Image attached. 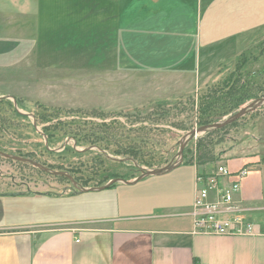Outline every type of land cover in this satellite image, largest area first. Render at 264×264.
Wrapping results in <instances>:
<instances>
[{
    "label": "rangeland",
    "instance_id": "374dc122",
    "mask_svg": "<svg viewBox=\"0 0 264 264\" xmlns=\"http://www.w3.org/2000/svg\"><path fill=\"white\" fill-rule=\"evenodd\" d=\"M158 6L166 9V23L176 25L178 19H182L188 30L186 42L178 44L173 39V44L161 45V55L188 54L189 61L185 66L188 75L190 71L195 73L196 70L204 74L207 69L215 73L213 83L203 90L175 94L173 88H166L165 92L158 93V99H153L157 92L156 82L163 78L142 77L137 67L127 60L125 38L129 22H136L137 17H141V8L147 11ZM0 7L3 9L1 16L4 21L0 24V34L5 36L4 42H0V96L10 95L17 100L18 105L20 102L22 114L29 116L32 124L36 121V129L43 135L40 137L36 134L27 119L18 122L17 117H11L9 120L10 111L6 107L5 131L0 132L3 134L2 147L9 153H14L19 147L24 152H35V145L39 146L42 142L46 145L45 127L63 122L57 126H61L64 131L81 133L82 129H85L83 132L107 130L110 140L104 141L108 144H102L103 147L126 150L136 146L147 157L162 162L160 166L149 168L163 167L177 159L179 141L188 132L203 125L209 102L215 101L214 114L222 112L226 78L223 74L227 69L229 73L234 72L246 61L242 70L245 74L242 79H245L248 72H257L264 65V33L257 42L237 46L232 39L211 46L204 43L200 45L199 42L200 36L206 37L207 30L212 29L213 35L217 37L223 30H232L235 26L251 22V19L258 21L259 11L264 10V0H0ZM155 63L147 62L150 68L156 66ZM165 65L179 67V63L174 61H168ZM259 85L264 89V79ZM140 88H144L147 94L149 91V98L152 99L144 107L129 108L125 102L126 94L138 92ZM41 105L58 108L61 113L42 115ZM256 111V118L247 117L250 124L252 121L249 119L254 118L256 126H249L238 133L232 131L231 135L235 139L242 138L246 132L257 137L264 134V106ZM35 114L47 119L38 121ZM207 133H200L191 140L184 156L188 151L196 159L200 143L207 140ZM67 140L78 152L92 150L93 153L73 157L71 152L65 158L50 157L45 153L40 154L36 146V156L48 164L66 162L70 166H92L95 163L93 155L100 151L108 158L127 162L126 165L111 163L117 168H100L106 169L109 175L116 172L133 174L134 171L128 166L135 165L134 162L139 164L124 153L115 156L98 145L78 144L74 136H68L52 147L53 150L62 152L68 145L64 146ZM136 140L137 144L134 143ZM47 142L50 146L48 138ZM249 142L251 139L242 143L235 152L260 151L258 144ZM229 144L230 141L218 146L216 151L227 149ZM235 152L228 151L223 157H236ZM208 164L217 166L219 161ZM193 165L185 162L179 168H194ZM64 169L67 171V168ZM68 169L75 170L85 179L93 178L91 183L100 180L93 171L98 168ZM48 174L0 155L1 193L24 192L28 187L46 190L50 186L58 189L66 184L72 186L71 182Z\"/></svg>",
    "mask_w": 264,
    "mask_h": 264
},
{
    "label": "crops",
    "instance_id": "0c3cea01",
    "mask_svg": "<svg viewBox=\"0 0 264 264\" xmlns=\"http://www.w3.org/2000/svg\"><path fill=\"white\" fill-rule=\"evenodd\" d=\"M141 9V17L127 26L126 58L142 77L163 78L156 82L153 99L166 88L175 94L192 93L213 83L215 73L210 69L188 75V54L161 55V45L188 39L182 19L173 25L165 22L168 15L162 6ZM259 14L258 21L247 17L251 22L223 30L217 37L207 30L206 37H199L200 45L231 39L236 46L257 42L264 33V10ZM1 40L5 36L0 34ZM149 61H156V66L150 68ZM168 61L179 67L166 66ZM228 74L229 69L223 76ZM125 97L129 108L144 107L152 99L144 88ZM263 135L249 142L258 144L260 151L236 153V148V157L219 161L233 171L249 168L237 200L254 223L252 236L194 233L195 177L198 170L210 173L216 165H180L134 184L117 182L99 191L74 193L65 187L58 193L0 192V264H264Z\"/></svg>",
    "mask_w": 264,
    "mask_h": 264
},
{
    "label": "trees",
    "instance_id": "16d2710c",
    "mask_svg": "<svg viewBox=\"0 0 264 264\" xmlns=\"http://www.w3.org/2000/svg\"><path fill=\"white\" fill-rule=\"evenodd\" d=\"M257 60H260V58H257ZM246 64V61L243 62V64H241L240 66H238V69L236 71H234L233 73L230 74V76L224 81V95L222 96V112L218 113V114H214V103L215 101H211L208 104V113H207V118L203 121V125L206 124H212L214 122H216L217 120L224 118L225 116L235 112L240 106L244 105L245 103L259 98V97H263L264 96V89L262 85H259L260 81L262 79H264V65L263 68L258 70L257 72H252V73H247V78L242 79V75H245L244 73H242L243 67ZM19 105L21 108L22 105L19 102ZM6 107H9V111H10V117H8V119L10 120L11 117H14V119L18 118V122H21L22 119H27L30 121V117L20 113L14 106V103L9 100V99H0V130L5 131L4 127H5V123H6V119H5V114L7 113L6 111ZM40 108L43 110L42 115L49 113V115L51 116L52 113L54 114H58L61 113L60 109H54V108H48L45 106H40ZM55 111V112H54ZM37 120H46V117H39L38 114H35ZM48 115V114H47ZM249 116H255L254 118H256V116H258V111H255L253 113H250L246 116H243L240 120L235 121L234 123L222 128V129H217L215 131H211L209 133H207V140L206 142H202L199 145V152L198 155L196 157V159L193 158V156L189 155L188 151L185 152V162L188 163H193L195 165H197L198 168H200L203 165H206L208 163H214V162H218L224 159V157H220L219 153L220 151H216V148L220 145L223 144H227L230 141V145H232L234 142L237 141V139H235L234 136L231 135L232 131L235 132H240V131H245L246 129L249 128V126L255 127V119L250 118L249 120H251V124L250 122H248L247 117ZM17 117V118H16ZM30 123L32 124V122L30 121ZM63 122H58L55 123L54 126H46L45 127V133L46 136L48 138L49 144L51 149H49L44 142L40 143L39 146L35 145V150L37 151V147H39L38 149L41 151L40 154H47L50 157H61V158H65L66 156L69 155V153H73V157H76L77 155H84V154H91L93 153L92 150L86 151L84 153H80L77 150H75L73 148L72 145H67L64 150L62 152L56 153L54 150H52V147L57 146L60 142H62L63 140H65V138H67L68 136H74L78 142V144H94V145H98L100 146L102 149H105L111 153H113L115 156H120L121 154H127L130 155V157H132L133 159H135L140 165L146 166V167H154V166H160L161 165V161H155L154 158H150L147 157L146 155L143 154V151L140 150V148H137L136 146L133 148H127L126 150H122V149H118V150H111L108 147H103L102 144L104 145L105 143L108 144V142H104V141H109L110 140V135L109 133H107V130L104 132H72V131H67V130H62L61 126H57L62 124ZM30 124V125H31ZM33 130L35 131L36 134H38L40 137L43 136L41 133H38L36 127L34 126V124H32ZM83 128V127H81ZM144 128V127H142ZM79 129V127H78ZM67 131V132H66ZM0 132V150H5L3 149V144L1 142L3 134ZM249 132H246L244 135H246ZM2 134V135H1ZM243 135V136H244ZM138 139V138H135ZM135 144L138 143V141H134ZM37 146V147H36ZM33 152V151H29V152H24L22 150L21 147H19L14 153L24 156V157H28V158H32V159H36L37 161L43 163L44 165H47L51 168H54L56 170H66L64 168H67V171H69L73 176L74 179L77 180V182H79L81 185L86 186V187H91V186H97V185H102L104 183H106L108 180L112 179V178H125V179H133L134 177L138 176L141 171L140 169L135 166V165H129L128 168H132V170L134 171L133 174H125L123 173H114L112 175H109V172L105 169H100V168H117L114 167L113 165H111V163L113 164H117V165H126L127 162H122V161H117L115 159L112 158H108L106 154H104L103 152H95V154L93 155L94 157V161L95 163L92 166H88V165H80V166H70L68 165L66 162L62 163V164H48L45 161H43L39 156H36L37 152ZM8 152V151H5ZM166 161V160H164ZM157 162V164H156ZM22 165H24L25 167H30V168H37L33 165L27 164L22 162ZM68 168H98V169H94V173L96 172L95 175H97V177L100 178V180H94V181H98L97 183H91L93 178H87L85 179L83 175L81 174H76L75 170L72 169H68ZM123 169H127L124 167H121ZM103 171V172H102ZM122 171V170H121ZM50 175V174H48ZM104 176V177H103ZM102 177V178H101ZM58 178L61 179H65L67 180L69 183L71 182L67 177L65 176H58ZM115 185V184H114ZM71 188L72 186H70L69 184H66L62 189H58L56 187L50 186L48 187L46 190H44L45 192L48 193H58L61 192L64 188ZM36 190H32L29 187L21 193H32L35 192ZM38 193H41L43 191L38 190L36 191ZM11 193H20V192H11ZM44 193V192H43Z\"/></svg>",
    "mask_w": 264,
    "mask_h": 264
},
{
    "label": "built area",
    "instance_id": "2783aa9c",
    "mask_svg": "<svg viewBox=\"0 0 264 264\" xmlns=\"http://www.w3.org/2000/svg\"><path fill=\"white\" fill-rule=\"evenodd\" d=\"M249 168L231 170L219 162L213 172L198 170L191 215L194 233L205 235L252 236L255 226L237 196ZM79 241V240H78Z\"/></svg>",
    "mask_w": 264,
    "mask_h": 264
},
{
    "label": "water",
    "instance_id": "95a60500",
    "mask_svg": "<svg viewBox=\"0 0 264 264\" xmlns=\"http://www.w3.org/2000/svg\"><path fill=\"white\" fill-rule=\"evenodd\" d=\"M3 98L13 100L16 109L20 113H24L21 110V108L19 107L18 102L15 98H13L10 95L3 96ZM261 106H264V97L253 100L249 104H246V105L240 107L234 114H232L228 117H225V118H223L217 122H214L212 124L202 125L198 128L191 130L190 132H188L184 136V138L181 141H179V143H178L179 152H178L177 159L175 161L170 162L169 164H167L163 167H155V168L142 167L139 164H137L136 162H134L138 168H141V174L139 176H137L136 178H134L132 180H127L125 178H120V177L113 178L110 181H108L106 184L101 185V186L86 187V186L80 185L79 182H77V180H75L74 177L69 172L64 171V170H55V169H53L47 165H44L41 162H39L35 159H32V158L24 157V156L17 155L14 153L5 152L2 150H0V155L5 157V158H8V159H12L15 161H20V162H24V163L33 165V166H35V167H37V168H39V169H41L47 173L55 175V176L67 177L72 183V187L70 188V190H72V192H74V193H81V192H88V191H99V190L107 189L117 182H125L127 184H134V183L138 182L139 180H142L145 177L153 176V175H162V174H165L167 172L172 171L173 169H175V168H177L183 164L184 159H185V156H184L185 148L191 140H193L195 137H197L198 134L214 131L217 129H222L225 126H227V125L235 122L236 120L242 118L243 116L249 114L250 112L255 111L257 108H259ZM34 125L38 129V125H37L36 121H34ZM250 137H251L250 134L244 136L243 138L238 140L235 144L231 145L228 149L222 150L219 153V156L222 157V156L226 155L228 153V151H232L237 145H240L241 143H243L244 141H246ZM45 140H46L47 147L49 149H51V147L48 145L46 136H45ZM68 143H69V140H67V142H66V144H64V146H66ZM61 149L62 148L56 149V150L58 151Z\"/></svg>",
    "mask_w": 264,
    "mask_h": 264
},
{
    "label": "flooded vegetation",
    "instance_id": "af4514ba",
    "mask_svg": "<svg viewBox=\"0 0 264 264\" xmlns=\"http://www.w3.org/2000/svg\"><path fill=\"white\" fill-rule=\"evenodd\" d=\"M231 73H233V72H231ZM231 73H229V74L226 76L225 80L230 76ZM2 97H3V96H2ZM2 97L0 96V99H5V98H2ZM263 97H264V96H263ZM259 98H261V97H259ZM256 99H258V98H256ZM253 100H255V99H253ZM253 100H251L250 102H252ZM250 102H248L247 104H249ZM244 105H246V104H244ZM244 105H242V106H244ZM242 106H240V107H242ZM240 107H239V108H240ZM239 108H238V109H239ZM259 108H260V107H259ZM259 108H257V109H259ZM238 109H237V110H238ZM257 109H256V110H257ZM237 110H236V111H237ZM256 110H255V111H256ZM236 111H235V112H236ZM235 112H233V113H231V114H229V115H227V116H225V117H228V116L234 114ZM253 112H254V111H253ZM250 113H252V112H250ZM247 115H248V114H247ZM245 116H246V115H245ZM225 117H224V118H225ZM240 119H241V118H240ZM240 119H238V120H240ZM236 121H237V120H236ZM233 123H234V122H233ZM231 124H232V123H231ZM229 125H230V124H229ZM227 126H228V125H227ZM225 127H226V126H225ZM248 134H250L251 137L248 138L247 140H249V139H251V140H252V139H256V137H257L255 134H252V133H247L246 135H248ZM246 135H244V136H246ZM244 136H242V138H243ZM240 139H241V138H240ZM240 139H237V141L240 140ZM259 139H260V138H259ZM247 140H246V141H247ZM237 141H236V142H237ZM236 142H234L233 144H235ZM244 142H245V141H244ZM244 142H243V143H244ZM233 144H232V145H233ZM241 144H242V143H241ZM241 144H240V145H241ZM240 145H237L233 150H236V148H238ZM230 146H231V145H230ZM230 146H229V147H230ZM229 147H228V148H229ZM228 148H227V149H228Z\"/></svg>",
    "mask_w": 264,
    "mask_h": 264
}]
</instances>
